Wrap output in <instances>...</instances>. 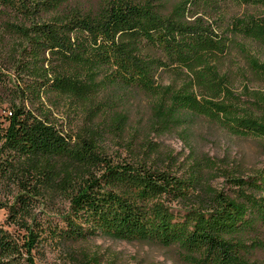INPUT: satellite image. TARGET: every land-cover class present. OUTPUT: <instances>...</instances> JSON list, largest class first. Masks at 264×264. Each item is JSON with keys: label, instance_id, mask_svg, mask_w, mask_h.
<instances>
[{"label": "trees", "instance_id": "obj_1", "mask_svg": "<svg viewBox=\"0 0 264 264\" xmlns=\"http://www.w3.org/2000/svg\"><path fill=\"white\" fill-rule=\"evenodd\" d=\"M253 82L264 0H0V192L13 196L0 208L19 228L0 224V264L33 263L38 209L58 198L71 211L53 233L69 243L104 235L188 264H264V167L244 176L197 146L209 122L264 152ZM162 135L183 140V160Z\"/></svg>", "mask_w": 264, "mask_h": 264}, {"label": "rangeland", "instance_id": "obj_2", "mask_svg": "<svg viewBox=\"0 0 264 264\" xmlns=\"http://www.w3.org/2000/svg\"><path fill=\"white\" fill-rule=\"evenodd\" d=\"M251 85L252 88L261 89L264 93V82H253ZM8 108L6 102H0V117H4L8 113ZM61 121L62 119H60ZM64 128H70V123L64 122ZM197 134L200 136L197 144L199 149L216 159L223 160L222 163L229 166L230 170H237L239 174L247 176L264 167V152L260 148L257 138L233 136L209 122L202 125ZM155 140L162 141L176 153L180 152L181 160L188 153L183 140L179 137L162 135L156 137ZM215 184L222 187L229 186L231 182L226 177H219L215 179ZM12 198L11 194L5 196L0 192V201L5 205L11 203ZM172 204L174 207H178L177 202ZM43 208L46 213L39 214L38 217L43 220L41 226H44L47 231L38 232L40 240L30 253L33 263L26 261L27 263L80 264V261L87 263V260L91 258L93 264H188L171 248L136 239H116L102 235L86 241L66 242L61 239L60 234L53 233V230L55 226L57 231L66 228L67 223L64 217L71 211L70 201L58 198L54 205H50L48 209L41 206L38 211ZM9 213L8 206L0 208V224L12 231L18 230V226L9 221ZM83 251L88 252L87 258L81 256ZM74 253H76V257L73 255Z\"/></svg>", "mask_w": 264, "mask_h": 264}]
</instances>
